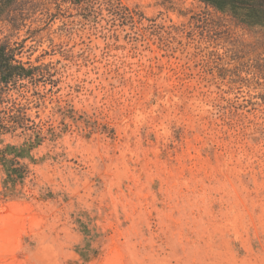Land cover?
Instances as JSON below:
<instances>
[{
    "label": "rangeland",
    "instance_id": "374dc122",
    "mask_svg": "<svg viewBox=\"0 0 264 264\" xmlns=\"http://www.w3.org/2000/svg\"><path fill=\"white\" fill-rule=\"evenodd\" d=\"M3 45L35 71L0 104L27 127L0 136V264H264L263 31L192 0H18Z\"/></svg>",
    "mask_w": 264,
    "mask_h": 264
},
{
    "label": "trees",
    "instance_id": "16d2710c",
    "mask_svg": "<svg viewBox=\"0 0 264 264\" xmlns=\"http://www.w3.org/2000/svg\"><path fill=\"white\" fill-rule=\"evenodd\" d=\"M18 0H0V16L14 2ZM212 8L218 13L230 16L237 23L248 28H257L264 32V0H192ZM34 68L26 69L14 59L6 45L0 46V104L4 103V97L22 81L32 80ZM7 103V101L5 102ZM25 119L14 107H7L0 112V136L10 134L17 129L25 130ZM11 150L15 151L13 147ZM7 150H4V153ZM14 170V169H13ZM14 174L16 171L14 170ZM8 178L11 179L8 173Z\"/></svg>",
    "mask_w": 264,
    "mask_h": 264
}]
</instances>
